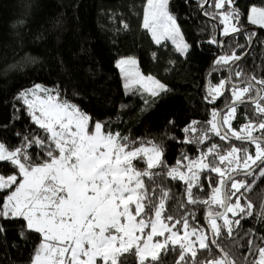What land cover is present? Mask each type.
I'll return each instance as SVG.
<instances>
[{"label": "trees", "instance_id": "1", "mask_svg": "<svg viewBox=\"0 0 264 264\" xmlns=\"http://www.w3.org/2000/svg\"><path fill=\"white\" fill-rule=\"evenodd\" d=\"M145 3L146 0H0V143L14 149L31 133L43 135L32 122L23 100L18 99L22 91L40 84L58 90L61 99L76 104L91 117L93 124L102 123L106 132H118L121 137L135 141V146L148 141L159 145L165 163L170 167L183 156L194 160L211 144L220 145L221 152L235 145L246 147L254 154L253 145L235 138L221 141L211 132L204 144L183 142L190 133L183 131L185 127L193 121L198 122V129L210 127L207 121L211 119V111H218L231 102L228 84L224 94L214 103L205 99L209 86H217L221 80H226V71L234 62L225 65L217 64L216 60L233 53L241 57L254 32L232 36L222 47L224 35L221 33L219 44L210 43L216 39V25L205 16L212 18L217 13L214 0H209L203 14L200 5L204 0H170L169 11L189 45L188 52L181 54L168 41L155 43L142 27ZM253 4L261 6L262 0H237L240 29L253 26L246 16L247 9ZM215 20L221 30L223 25L219 18ZM256 28L258 34L251 50L229 74L230 82L254 83L252 96H256L257 87H261L255 80L264 79V29ZM127 56L135 57L140 72L157 78L168 90L156 97L144 95L137 89L126 90L124 77L116 64ZM236 72L241 75L237 77ZM259 100L264 105V99L259 97ZM249 119L258 123L264 116L255 114V105L251 102L236 105L232 127L239 131ZM29 151L35 155L39 149L33 147ZM186 162L182 160L183 164ZM137 167L143 168V162H137ZM13 171L8 162H0V173L10 175ZM199 175L201 179L193 188V196L203 201L209 198L219 178L207 170ZM237 179L252 184L249 191L241 189V203L250 201L253 214L242 219L239 226L233 225L232 237L224 231L218 238L219 247L210 244L208 249L198 250L195 264L218 258L221 249L235 264H253L258 258L256 247L264 246L261 240L264 237V219L261 218L264 214V177L257 170L252 176ZM156 183L171 193L164 214L177 219L187 216L190 227L204 229L210 240L204 217L209 207L217 211L220 210L218 206L187 203L186 185L178 179L160 175L156 177ZM149 186L156 187L150 182ZM229 218L236 219L231 215ZM217 223L222 225L223 221ZM0 224L4 228L0 232V264H31L40 242L39 235L26 233V238L21 237L22 220H0ZM249 239L255 242L251 248ZM178 258L177 248L161 255L159 264H176ZM122 260L124 264H138L134 254H125ZM187 264H193L191 256Z\"/></svg>", "mask_w": 264, "mask_h": 264}, {"label": "snow or ice", "instance_id": "2", "mask_svg": "<svg viewBox=\"0 0 264 264\" xmlns=\"http://www.w3.org/2000/svg\"><path fill=\"white\" fill-rule=\"evenodd\" d=\"M169 3L170 0H146L142 27L155 43L169 39L177 52L185 54L189 45L169 11ZM236 4L237 0H214L218 11L212 18H219L224 36L241 31V13ZM200 7L203 9L204 4ZM246 16L250 24L264 28V0L261 6L251 5ZM216 42L215 38L210 41ZM239 59L233 53L219 57L216 63L227 65ZM136 66L137 61L131 57L117 61L126 90L138 84L153 97L168 90L154 77L143 76ZM235 75L239 77L241 73ZM226 84L230 80L209 86L205 97L208 103L224 94ZM255 84L261 86L256 96L251 95V82L244 86L231 84V103L223 112L211 111L207 121L210 127L198 129V122L193 121L183 129L193 134L186 135L184 143L204 144L211 132L221 141L235 138L253 145L254 154L235 145L221 152L220 145L211 144L196 160L183 156L182 160L188 161L186 165L178 159L171 167L165 163L159 145L148 141L147 145L135 146V141L118 132H106L102 123L93 124L76 104L61 99L58 90L36 84L22 91L18 99L23 100L43 135L31 133L14 149L0 143V162H8L14 169L10 175L0 173V220H22L21 237L26 238V233L39 235L31 264H124L125 254H134L138 264H159L161 255L177 248L176 264H187L189 256L195 264L198 250H206L210 244L219 247L218 238L224 231L232 237L233 225L239 226L242 219L253 214L250 201L241 203V189L249 191L252 184L237 179L236 174L247 177L259 170L264 177V120L257 123L249 119L239 131L232 127V121L238 103L251 102L255 114L264 116V105L257 99H264V79L255 80ZM33 147L39 149L35 155L29 151ZM139 161L143 168L137 167ZM205 170L216 173L219 179L209 198L200 201L193 196V188L199 185V173ZM160 175L185 183L187 203L218 206L220 210L209 207L206 214L211 240L203 229L190 227L187 216L177 219L164 214L171 193L157 185L156 177ZM149 182L156 187H150ZM229 213L236 219H230ZM180 225L182 229H178ZM254 243L248 240L250 248ZM255 250L258 258L253 264H264V246ZM221 252V256L203 264H235L228 253Z\"/></svg>", "mask_w": 264, "mask_h": 264}, {"label": "water", "instance_id": "3", "mask_svg": "<svg viewBox=\"0 0 264 264\" xmlns=\"http://www.w3.org/2000/svg\"><path fill=\"white\" fill-rule=\"evenodd\" d=\"M208 2H209V0H208ZM208 2L207 3H204V7L205 6H207V4H208ZM204 7H203V9H204ZM203 9H201L200 8V12H201V14H203ZM205 18L207 19V20H209V21H211V22H213V23H215V25H216V44H219V40H220V27L218 26V23H217V21L215 20V19H213V18H209V17H206L205 16ZM249 31H253L254 32V36H253V38H252V40H251V43H250V45H249V47H248V49L246 50V52L240 57V59L239 60H235L229 67H228V69H227V71H226V76H225V78H226V80H229V74H230V72H231V70L240 62V60H242L248 53H249V51L251 50V48H252V46H253V44H254V41H255V38H256V35L258 34V29L256 28V27H253V26H249V27H246V28H243V29H241V31H239V32H236V33H232V34H230L229 36H224L223 37V39L221 40V47L224 45V43L226 42V40L227 39H229L230 37H232V36H235V35H238V34H244V33H246V32H249ZM247 83H249V82H243V83H239V84H236V85H240V86H243V85H246ZM252 83V82H251ZM231 84H233V83H231L230 82V85ZM252 85H254V83H252ZM260 87H257V90L259 89ZM257 99H259V97H257ZM229 103H231V102H229ZM229 103H227V104H225V105H223L218 111H220V112H223L224 111V109L227 107V105L229 104ZM238 104H242V103H238ZM237 104V105H238ZM239 176H244L243 175V173H238V174H236V178L237 177H239ZM205 220H206V215H205ZM212 239V233H211V231H210V240ZM219 253H220V255H222V252L221 251H219Z\"/></svg>", "mask_w": 264, "mask_h": 264}, {"label": "rangeland", "instance_id": "4", "mask_svg": "<svg viewBox=\"0 0 264 264\" xmlns=\"http://www.w3.org/2000/svg\"><path fill=\"white\" fill-rule=\"evenodd\" d=\"M146 4V3H145ZM248 21V20H247ZM142 22H143V17H142ZM223 25V24H222ZM252 25V24H251ZM253 26H255V27H259L258 25H253ZM223 28H224V26L222 27V29L220 30V33H222L223 34ZM264 29V28H263ZM150 34V33H149ZM151 35V34H150ZM184 40V39H183ZM162 41H168L169 43H171L174 47H175V49H176V46L172 43V41L171 40H169V39H165V40H162ZM161 41V42H162ZM185 42V41H184ZM186 43V42H185ZM129 57H131V56H127V57H123V58H120L119 60H121V59H125V58H129ZM131 58H134L135 60H136V58L135 57H131ZM118 60V61H119ZM137 61V60H136ZM137 69H138V71L140 72V70H139V68H138V64H137ZM119 69V68H118ZM120 70V69H119ZM141 73V72H140ZM142 74V73H141ZM143 76H151V75H144V74H142ZM153 77V76H152ZM155 78V77H154ZM156 80H158L157 78H155ZM159 81V80H158ZM160 83H162L161 81H159ZM231 83H233V84H239V83H235V82H231ZM163 84V83H162ZM229 86H231L230 84H228ZM33 87V86H32ZM32 87H30V88H32ZM30 88H28V89H30ZM44 88H46V87H44ZM48 89H50V88H48ZM130 89H137L139 92H141V93H143L144 95H147V96H151L149 93H147V92H144L143 91V89H141L140 88V86L137 84V85H133ZM193 134L190 132L189 133V136H192ZM145 145H147V144H145ZM253 150H254V147H253ZM200 156V155H199ZM199 156H197L194 160H196ZM188 163V161L186 162V163H184L185 165ZM183 171H186V168L185 169H182ZM230 215L231 214H229V217H230ZM197 228H199V227H197ZM178 229H182V225H180V226H178ZM202 229V228H201ZM204 230V229H203ZM181 234H182V232H181ZM206 234V233H205Z\"/></svg>", "mask_w": 264, "mask_h": 264}]
</instances>
